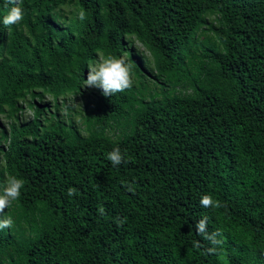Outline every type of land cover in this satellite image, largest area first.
Returning <instances> with one entry per match:
<instances>
[{
    "label": "trees",
    "instance_id": "obj_1",
    "mask_svg": "<svg viewBox=\"0 0 264 264\" xmlns=\"http://www.w3.org/2000/svg\"><path fill=\"white\" fill-rule=\"evenodd\" d=\"M20 6L0 23V184L25 185L0 213V264H264V0ZM108 55L134 84L104 97L83 82Z\"/></svg>",
    "mask_w": 264,
    "mask_h": 264
},
{
    "label": "clouds",
    "instance_id": "obj_2",
    "mask_svg": "<svg viewBox=\"0 0 264 264\" xmlns=\"http://www.w3.org/2000/svg\"><path fill=\"white\" fill-rule=\"evenodd\" d=\"M21 0H6L5 6L11 5L6 15L3 16L2 23L5 27L12 26L20 23L24 19V11L20 6ZM78 20L84 21L86 19V12L81 10L78 12ZM134 84V75L132 66L126 61L124 57H116L108 55L101 56L100 59L90 64L87 67V78L84 79L83 88H95L101 90L104 97H110L117 93L124 92L131 89ZM76 106L81 108L80 104L75 103ZM108 161L111 162L113 167L127 163L121 150L117 147L107 154ZM125 190L134 193V186L127 182H123ZM25 181L15 175H9L6 180L0 184V213H4L12 204L20 198L21 189L24 187ZM75 188H68L67 195L69 197L76 194ZM199 204L201 207L219 208L221 202L214 200L209 194L202 195ZM98 212L101 216L105 214V209L100 206ZM208 216L201 218L195 225L197 235H201L204 239L208 240L214 247L207 249L208 254H216L218 246L223 244L222 233L219 229L214 230L212 233L208 232L207 222ZM123 220L117 218V224L122 225ZM14 221L11 216L6 218L0 217V230L9 229L13 226ZM194 247H199V242H193Z\"/></svg>",
    "mask_w": 264,
    "mask_h": 264
},
{
    "label": "rangeland",
    "instance_id": "obj_3",
    "mask_svg": "<svg viewBox=\"0 0 264 264\" xmlns=\"http://www.w3.org/2000/svg\"><path fill=\"white\" fill-rule=\"evenodd\" d=\"M137 49H138L139 51L143 52L142 48H140V47L138 46V44H137ZM29 115H30V114H29V110L25 111V113H24V118L26 119Z\"/></svg>",
    "mask_w": 264,
    "mask_h": 264
}]
</instances>
